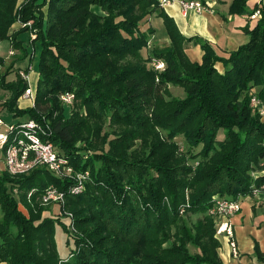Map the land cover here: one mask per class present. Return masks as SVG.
Returning <instances> with one entry per match:
<instances>
[{"label":"trees","instance_id":"1","mask_svg":"<svg viewBox=\"0 0 264 264\" xmlns=\"http://www.w3.org/2000/svg\"><path fill=\"white\" fill-rule=\"evenodd\" d=\"M17 2L0 0V43L9 41L31 61L17 37L35 31L34 105L19 109L28 84L18 74L7 81L11 66L0 74V89L8 92L0 111L18 118L16 124L39 123L43 139L89 178L81 194L66 196L72 233L69 220L42 215L35 204L46 187L66 190L70 182L45 169L0 173V263L223 264L214 236L217 222L209 211L219 199L252 196L264 184V122L250 107L251 95L264 104V10L232 0L228 13L254 23L243 29L244 44L217 54L208 43L181 35L159 0H26L19 9ZM90 6L106 15L93 14ZM256 10L260 18L250 19ZM156 19L168 43L146 49L159 38ZM18 21L32 25L11 33ZM190 42L203 52L200 63L185 52ZM157 62L162 71L147 67ZM3 63L0 58V67ZM166 84L183 88L185 97L167 98ZM60 93H72L78 102L69 119L61 113ZM176 137L185 139L186 154L178 153ZM78 141L92 151L86 158L77 152ZM188 158L199 161L195 169L185 165ZM31 189L36 193L29 204L25 192ZM188 213L202 217L187 226L181 215ZM57 228L65 235L64 256Z\"/></svg>","mask_w":264,"mask_h":264},{"label":"crops","instance_id":"2","mask_svg":"<svg viewBox=\"0 0 264 264\" xmlns=\"http://www.w3.org/2000/svg\"><path fill=\"white\" fill-rule=\"evenodd\" d=\"M232 0H204L208 4L207 11L196 13L190 11L186 16L181 13V7L174 3L163 8V11L173 19L181 35L185 38H197L208 43L217 54L235 51L238 46L247 41L243 29L245 25L251 27L254 21H247L246 16L237 17L228 13ZM248 9L260 8L264 10V0H248ZM160 20V19H156ZM161 44H167L166 38L159 37ZM8 43H0V51H8ZM185 52L192 62H200L202 50L199 45L190 42ZM222 73V65H215ZM31 87L36 85L38 74L29 75ZM20 102V101H19ZM25 103L26 101H21ZM26 104V103H25ZM29 103L26 105L28 106ZM31 104V103H30ZM30 106V105H29ZM19 108H21L19 103ZM233 240L236 243L237 256L234 257L229 246L227 236H219L220 247L218 255L223 264H264V215L260 200L253 196L240 199V209L230 219ZM258 251L261 259L257 257ZM5 264V263H0Z\"/></svg>","mask_w":264,"mask_h":264},{"label":"built area","instance_id":"3","mask_svg":"<svg viewBox=\"0 0 264 264\" xmlns=\"http://www.w3.org/2000/svg\"><path fill=\"white\" fill-rule=\"evenodd\" d=\"M177 3L181 7V13L186 16L190 11L202 13L208 10V4H203L198 0H159L162 8L168 7ZM260 18V12L256 10L250 19ZM9 55L13 52L9 51ZM156 69L163 68L162 63H158ZM21 75H24L21 73ZM27 88L20 96L19 100H28L34 105V90L29 84V79L24 78ZM63 104L70 105L74 101L72 93L62 94L60 97ZM254 103V99L252 101ZM3 124L0 119V127ZM44 130L39 123L32 119H22L18 124H11L7 128L5 134L0 132V148L3 149V166L5 171L11 176L28 175L37 169H45L50 174L62 178H74L76 181L73 188L70 190L72 194H78L83 190V184L88 177V173L73 171L69 161L59 156L51 143L43 139ZM36 193L35 189H31L27 193L30 199ZM251 195L260 200L264 215V184L259 188H254ZM38 199L43 204L62 205L65 200V195L55 190L52 186L45 188L39 194ZM240 199L217 200L214 206L209 211L211 216H214L217 222L216 236H227L232 255L237 256L236 243L233 240L232 230L229 219L239 211ZM264 261V257H263Z\"/></svg>","mask_w":264,"mask_h":264},{"label":"rangeland","instance_id":"4","mask_svg":"<svg viewBox=\"0 0 264 264\" xmlns=\"http://www.w3.org/2000/svg\"><path fill=\"white\" fill-rule=\"evenodd\" d=\"M26 0H18L17 2V9H19L21 7V5L25 2ZM90 11L95 14V15H98V16H102L104 17L106 14L99 8V7H96V6H90ZM153 27L157 33V36L158 37H161V36H164V26L162 25V22L161 20H155L153 22ZM32 25V21H29L27 23H21V22H16L12 28H11V33L13 32H16L18 29H23L25 27H31ZM29 37H30V40H29ZM36 37L35 35V31L34 30H29L28 32H24V33H21L18 35L17 37V41H21L22 43V47L24 49L27 50V53L29 54L28 56H31L33 57V59L31 61H29V58H23L20 51L16 48L14 49L10 42L9 41H3V42H6L8 43V51L4 52V51H0V58L3 59V66L0 67V74L3 73L6 69H8L9 67L12 66V72L7 76V81H14V79L16 78L15 75H19V77L21 79L24 80V78H27L29 79V84L30 86L32 85L31 84V79L29 77L30 73L33 74V73H36L37 72V68H38V60H39V46L38 44H33L31 42V40H34ZM159 39H156V41H151V43H148L147 44V48L146 49H152L153 47H161L163 45V43L161 44V42L157 41ZM146 49H143L142 51V56L146 59V57H148V52ZM52 52L55 54L56 53V50L54 48H51ZM9 51H12L13 54L12 55H9ZM201 62V61H200ZM199 62V63H200ZM159 62L157 63H152V65L150 66H147V67H156V65L158 64ZM198 63V62H196ZM30 65V66H29ZM29 66V69H28V72H24V71H21V70H26L27 67ZM156 69V68H155ZM158 71H162L163 68L161 69H156ZM21 73H23L24 75H21ZM25 81V80H24ZM158 81V80H156ZM26 82V81H25ZM33 89V87H32ZM165 89L167 90V93H168V96L167 98H175V99H182L185 97V92L183 90V88L179 87V86H176L174 84H166L165 86ZM63 94V93H62ZM61 93L57 96V99H58V103L61 107V113L63 115V117L65 119H69L74 113L78 112V107H77V100L76 98L74 99V101L72 102V104L70 105H66V104H63L60 97L62 95ZM8 97V92H4L2 89H0V103H2L6 98ZM250 107L254 110V112H256L260 118V121L261 122H264V104H262L258 98L256 97V95H251L250 96ZM254 99V103L252 102ZM20 101V102H19ZM21 101H26L25 103H29L28 106L25 104V103H22ZM19 103H20V106L21 108L19 109H25V108H32L33 107V104H30L31 102L28 101V100H18V107H19ZM30 105V106H29ZM80 115L81 116H86V113L84 111H79ZM0 119L2 120L3 124L1 125L0 127V132L2 134H5L6 131H7V128L9 127V125L13 124V123H16L19 119L17 118H13V116L7 111V110H1L0 111ZM104 131H109V129L107 127H104L103 129V132ZM218 136L222 139L223 137V132L222 131H219L218 132ZM178 147V153L181 154V155H184L187 153V151L189 150V147L185 141V139L183 137H176L172 140ZM76 148H77V152L80 154L82 153L84 156L83 157H87L88 155H90L92 153L91 150L87 149V145L85 142L83 141H78L77 144H76ZM200 147L195 149L192 153L193 154H196L198 153ZM191 153V154H192ZM3 156H4V153L2 151V149L0 148V173L2 172H5V169H4V166H3ZM189 157V156H188ZM198 160H190V158H188L187 162L185 165H187L188 167H191L192 169H195L196 166L198 165ZM69 165H72L71 162H69ZM73 168V171L74 173L76 174L78 171L75 170L74 167ZM87 173V172H85ZM256 175V174H254ZM89 176L86 178L85 182H87ZM62 179H66V181L70 182V184L68 185L67 189L66 190H59L58 188H56L54 185H50L52 186L55 190H57L58 192H61L65 195V200H64V203L62 205H57V204H43L39 199L38 197H36L35 199V204L37 206H40L39 208L43 210V213L42 215H51V217L53 218H59V219H62V220H69L70 222V226H69V230L72 232V233H76V230H75V226H74V217H73V214L71 213V211L69 209H67L66 207V196L67 195H71V196H76V195H79L81 194L82 192L78 193V194H72L70 193V190L73 188V186L75 185L76 181L74 180V178H62ZM84 182V183H85ZM48 186V187H50ZM46 187V188H48ZM83 187H84V184H83ZM15 192V191H14ZM18 195L19 193L16 192ZM27 192H25V199L27 201V203L29 204H32V199L34 196H32L30 199L27 197ZM18 195H15V199L18 203V209L24 213L25 215H27V208L24 207L23 205V201L19 198ZM188 198V193L186 192V199ZM181 215V214H180ZM0 216H1V213H0ZM183 217V219L185 220V224L187 226H190L192 223H194L197 219H199L200 217H202V215L200 214H183L181 215ZM59 229V228H57ZM64 233L62 231H57V233L55 234V240H56V243H57V248H58V252L61 256H64L65 253L67 252V248L66 246L64 247V243H65V237H64ZM217 240H218V237L216 236V234L214 235ZM188 249L191 253H195L197 252V250L189 245L188 246ZM219 249V248H218ZM62 261H59L58 264H61Z\"/></svg>","mask_w":264,"mask_h":264}]
</instances>
